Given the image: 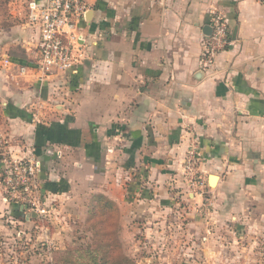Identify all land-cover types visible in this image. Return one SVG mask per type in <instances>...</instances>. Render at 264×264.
<instances>
[{
    "label": "crops",
    "instance_id": "obj_1",
    "mask_svg": "<svg viewBox=\"0 0 264 264\" xmlns=\"http://www.w3.org/2000/svg\"><path fill=\"white\" fill-rule=\"evenodd\" d=\"M90 3L81 23L87 58L41 79L40 28L19 2L0 0V138L15 155L41 160L51 207L44 219L73 206L84 213L99 198L119 209L126 237L138 232L147 244L176 229L191 244L190 257L197 256L192 247L207 253L217 242L229 258H261L264 0ZM214 11L225 16L232 43L205 70L200 59ZM192 133L213 202L208 222L183 176ZM24 218L0 184V228L38 226ZM47 233L51 243L55 233Z\"/></svg>",
    "mask_w": 264,
    "mask_h": 264
},
{
    "label": "built area",
    "instance_id": "obj_2",
    "mask_svg": "<svg viewBox=\"0 0 264 264\" xmlns=\"http://www.w3.org/2000/svg\"><path fill=\"white\" fill-rule=\"evenodd\" d=\"M24 8L27 22L41 30L36 70L41 79L58 72L76 69L87 58L82 44L81 23L91 9L90 0H16ZM211 34L203 40L201 66L212 68L218 55L231 43L230 31L225 16L214 11L210 18ZM8 57L4 64L8 65ZM28 69L21 66L20 72ZM0 141V184L8 201L22 207L24 214L38 213L45 218L51 212L46 202L43 179V164L35 153L15 155L10 141L1 136ZM203 151L198 135L191 134L183 164V176L189 193L201 198L199 216L209 221L213 202L209 196L208 178L202 169ZM26 218V217H25ZM37 219L30 217L26 220Z\"/></svg>",
    "mask_w": 264,
    "mask_h": 264
},
{
    "label": "rangeland",
    "instance_id": "obj_3",
    "mask_svg": "<svg viewBox=\"0 0 264 264\" xmlns=\"http://www.w3.org/2000/svg\"><path fill=\"white\" fill-rule=\"evenodd\" d=\"M83 210L82 206L79 208L73 206V209L62 211L64 215L58 214L59 219L41 220L37 227L29 226V223L22 224V228L18 227L17 233L0 228L1 264H64L63 256L69 248L74 247L82 253L95 241L97 232L90 225L91 222L89 223V211L83 213ZM29 222L33 224L34 221ZM48 231L55 233L51 243L47 241ZM156 231L158 233L159 230ZM177 232L176 229L173 231L167 229L166 235L158 233L159 235L152 237L151 242L145 244V240H140L141 237H145L141 233L135 232L136 235L134 233L129 237L121 233L119 221L117 239L120 247L117 255H128L137 264H264V253L255 261L240 259L236 252L233 258H229L227 252L223 251L217 242L211 243L207 253L204 252L203 246L192 247L197 256L190 257L187 251L191 244L190 246L184 244V237ZM165 249L169 250L167 255L163 252ZM89 260V257L83 260L76 259L72 260L71 264Z\"/></svg>",
    "mask_w": 264,
    "mask_h": 264
},
{
    "label": "trees",
    "instance_id": "obj_4",
    "mask_svg": "<svg viewBox=\"0 0 264 264\" xmlns=\"http://www.w3.org/2000/svg\"><path fill=\"white\" fill-rule=\"evenodd\" d=\"M100 197V196H99ZM101 198V197H100ZM99 198L90 203L89 223L97 232L95 241L88 245L85 250L79 252L78 249L69 248L65 257L64 264H71L72 260H83L89 257V261H76L77 264H137L131 257L125 254L117 255L120 247L118 237V227L120 211L116 206L105 203V200L99 201ZM25 219V218H24ZM44 218H37L34 221L39 223ZM79 253V254H78ZM75 263V264H76Z\"/></svg>",
    "mask_w": 264,
    "mask_h": 264
},
{
    "label": "water",
    "instance_id": "obj_5",
    "mask_svg": "<svg viewBox=\"0 0 264 264\" xmlns=\"http://www.w3.org/2000/svg\"><path fill=\"white\" fill-rule=\"evenodd\" d=\"M88 14H89V12L87 13V16H88ZM211 31H212V29L209 28V32H208V33L211 34ZM24 216H25L27 219H29L30 217L38 218V213H37V212H33V213H31V214L27 213V214H24Z\"/></svg>",
    "mask_w": 264,
    "mask_h": 264
}]
</instances>
